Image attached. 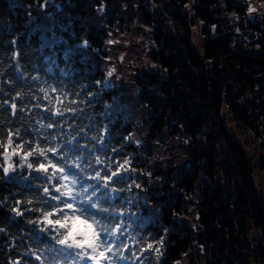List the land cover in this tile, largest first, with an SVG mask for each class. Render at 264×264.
Returning a JSON list of instances; mask_svg holds the SVG:
<instances>
[{
	"label": "trees",
	"instance_id": "16d2710c",
	"mask_svg": "<svg viewBox=\"0 0 264 264\" xmlns=\"http://www.w3.org/2000/svg\"><path fill=\"white\" fill-rule=\"evenodd\" d=\"M43 1L0 0V264H87L78 248L58 243L64 230L45 222L47 212L52 213L49 220L73 214L62 181L64 168L92 191L85 206L110 236L114 264H176L193 244L202 264H246L244 251L264 264L262 250L253 249L247 238L250 226H264V194L254 184L252 168L238 141L222 121H215L225 106L238 124L260 135L259 127H264V28L248 22L247 34L251 30L263 44L246 39L234 47L221 30L218 0H196L193 15L204 24L198 51L182 8L185 0H153L168 15L167 27L160 21L158 7L154 15L143 11V22L153 26L156 51L150 57L165 72L160 82L147 76L149 84H156L157 99L141 91V101L154 112L149 134L164 129L173 134L181 128L192 137L213 123L218 125L214 134L222 138L225 158L213 157L219 140L207 134L206 147L187 152L192 170L174 180L171 177L170 185L168 181L162 184L159 193L152 187L146 189L157 211L155 220L148 218L142 225L139 217L136 221L129 218L134 205L126 200V178L118 174L125 160L137 154L136 144L129 141V119L120 114L102 117L113 92L101 86L100 68L79 57L80 41L102 51L104 34L96 31L92 21L97 0H57L59 9L47 8L51 16L37 11ZM21 6L34 8L37 15L31 24ZM233 10L244 18L243 6ZM243 21L245 30L247 21ZM211 26L216 35L210 34ZM44 31L50 41L44 40ZM62 46L69 49L65 55ZM54 108L61 111L60 118L53 117ZM167 124L174 130L169 131ZM40 164L47 171L39 170ZM8 165L15 167L22 182L4 173ZM28 168L35 174L27 175ZM219 172L229 178L224 185L217 179ZM42 174L54 177L48 181ZM201 180L205 183L197 225L189 232L173 217L183 209L180 193H191ZM117 232L122 234L115 238ZM157 251H162L158 263L156 254L151 259Z\"/></svg>",
	"mask_w": 264,
	"mask_h": 264
},
{
	"label": "rangeland",
	"instance_id": "374dc122",
	"mask_svg": "<svg viewBox=\"0 0 264 264\" xmlns=\"http://www.w3.org/2000/svg\"><path fill=\"white\" fill-rule=\"evenodd\" d=\"M195 2L196 0H185L182 3V8L189 19L191 42L195 49L200 51L204 38L202 31L204 24L193 15L192 6ZM227 3L230 4V10L227 8ZM50 5L53 6V9H59L60 7L57 0H44L39 9H36L40 13L43 12L41 11L42 9L50 15V11L47 9ZM238 6L245 8L246 13L243 14V19L233 10V7ZM157 7L158 11L161 12V23L166 27L170 26L169 22H165L169 18L168 15L153 0H97V4L92 7L94 10L92 21H94L93 27L104 34L102 36V51L89 49L88 44L84 41H80L78 49L80 59H87V62L100 68L99 70L104 74V78L101 81L103 89L113 92L111 99L105 102V115H102V117L113 118L120 114L123 118L129 119L127 120L132 130L129 141L136 144L137 154L136 157L131 155L132 157L129 156L131 158L125 160L123 163L125 167L120 169L118 174L126 178L128 182V198L126 200L129 205H134L129 218L136 221L137 217H139L140 223L142 222L143 224L148 218L155 220L154 215L157 211L156 204L149 199L150 194L146 192V189L152 187L153 192L159 193L162 184H166L168 181L167 186L170 185L171 177L174 180L179 176H183V173L192 170L194 164L187 152L191 148L203 149L204 146L206 147L204 140L207 134L214 135L215 140H219V142H215L213 157L225 158L223 152L225 146L221 142L222 138L219 134H214V130H217L218 125H213V123L212 126L210 124L204 125L192 137L185 134L181 128L175 130L173 134L168 132L167 129H164L160 134H149L154 112L144 101H141V91L144 90L145 95L147 94L146 97L157 99L159 95L156 84H149L147 76L151 74L160 82L164 78L165 72L150 57V54L156 51L152 40L153 26L145 24L142 18L144 10L152 14L157 10ZM217 7L220 14L219 22L223 28L221 30L223 34L230 36L234 47L244 43L246 39L248 42L253 39L256 45L263 44L259 42L257 37L253 36L254 33L251 30L249 34H247V31L250 29L248 22L249 24L257 23L256 25L264 28V0H218ZM20 9L24 14H27L28 24L35 21L37 14L33 7L21 6ZM49 15L46 17H49ZM243 20L247 21L245 22L247 23L245 30ZM46 24H49V22H46ZM240 24L243 25V28ZM210 34L216 35L214 26H211ZM48 37L47 31H44V40L50 41L51 39H48ZM56 37L57 42L62 41L61 36L56 35ZM254 43L251 45L254 46ZM68 50L67 47H63L64 55ZM218 116L219 121L217 119L215 121L218 124L222 121L224 126L238 141L252 168L254 184L258 191L264 194V155L262 147L264 144V127H259V136L253 135L238 124L232 113L225 106L221 107ZM171 124L172 121L169 123V127ZM166 128H168V124ZM173 130V127L169 129V131ZM134 159L138 164L134 162ZM218 166L220 165L218 164ZM8 169L7 173H10V176L19 182L24 180L22 176L18 177L17 173L14 172V166L8 165ZM218 169L220 171V167ZM30 174L35 173L28 168L27 175ZM41 176L46 180L52 179L48 174H42ZM217 179L223 185L229 180V178L226 179L222 172L218 173ZM204 183V180L199 181L194 190L187 195L180 193L183 209L178 217L173 218H177L176 221H178L179 225L186 227L189 232L194 231L197 225V209ZM66 187L72 196V212L80 216L81 213L78 209L83 208L90 216L82 201V198L87 194L82 195L81 187L77 186L76 180L67 178ZM156 187L157 189H155ZM59 191L62 195L64 194L63 190ZM173 191L177 190L173 188ZM75 231L90 233L89 229L81 224L76 225ZM100 234L108 242L100 244L96 250L99 253L104 252V256H102L103 263L109 264L108 251L110 252L111 249L109 237L106 234ZM247 238L253 249L257 248V251L261 249V253L264 254V226H250L247 230ZM88 249L91 254H94L93 249ZM196 249L195 244H193L176 264H202L200 254H198ZM154 254L157 257L155 261L158 263L162 251L154 252L151 258L153 260ZM242 257L246 264H261L253 258L251 253L244 251L242 252ZM97 259L98 257L96 259H88V261L95 263Z\"/></svg>",
	"mask_w": 264,
	"mask_h": 264
},
{
	"label": "clouds",
	"instance_id": "9594fccd",
	"mask_svg": "<svg viewBox=\"0 0 264 264\" xmlns=\"http://www.w3.org/2000/svg\"><path fill=\"white\" fill-rule=\"evenodd\" d=\"M93 207H95V205H93ZM78 211L81 213L80 216H77L75 213H73L71 216L64 214L61 219H57V223L55 224L57 230H64L61 233L62 238L59 241L67 240L70 243L73 240H76L84 244L85 246L89 243H95L97 245L102 244V242L95 237V233H97L98 230H103L101 221L95 216H89L86 213V210L83 208L78 209ZM77 224L86 225L90 230V233L81 232L82 235L77 236V232L75 231V227ZM65 233H67V235H65Z\"/></svg>",
	"mask_w": 264,
	"mask_h": 264
},
{
	"label": "snow or ice",
	"instance_id": "6c2138e0",
	"mask_svg": "<svg viewBox=\"0 0 264 264\" xmlns=\"http://www.w3.org/2000/svg\"><path fill=\"white\" fill-rule=\"evenodd\" d=\"M49 151L54 152L55 150H54V149H49ZM12 154L15 155V154H17V153H16L15 150H14ZM27 155H31V153H27L26 156H27ZM40 155H41V156L44 155L43 150L40 151ZM29 167H32V165L29 164ZM53 167H55V165H53ZM8 170H9V169L6 168V167L3 169L4 173H7ZM39 170L47 171V169L45 168V165H44V164H40V166H39ZM67 178H68L67 176L64 177V179H67ZM45 191L47 192V189H45ZM57 191H59V189H57ZM51 215H52L51 212H47V213L44 214V216H45V222L48 223V224H50V225H55V224L57 223V220H49V219H48V217L51 216ZM65 235H67V233H65ZM76 235H77V236H80V235H82V233H81V232H77ZM95 237H96V239H99L102 243H106V242H108V241H106V240L104 239V237H103L100 233H95ZM59 243H60L61 245H67L68 247H76V248H85V247H88V248L93 249V251H96V249L99 247V245H97V244H95V243H89V244H87V245L85 246L84 244H82V243H80V242H78V241H76V240H73V241L70 242V243H69L67 240H61V241H59ZM98 255L102 257V256H104V252H100ZM88 259H90V260H91V259H96V257H91V256H90V257H88Z\"/></svg>",
	"mask_w": 264,
	"mask_h": 264
}]
</instances>
